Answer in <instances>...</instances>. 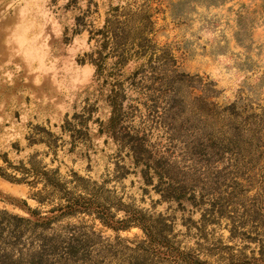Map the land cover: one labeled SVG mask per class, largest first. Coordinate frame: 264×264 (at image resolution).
<instances>
[{
  "label": "clouds",
  "instance_id": "1",
  "mask_svg": "<svg viewBox=\"0 0 264 264\" xmlns=\"http://www.w3.org/2000/svg\"><path fill=\"white\" fill-rule=\"evenodd\" d=\"M176 96L208 110L171 108ZM233 108L240 115L225 125ZM253 112L264 123V0H0V209L29 220L63 212L55 224L69 226L86 215L94 247L118 250L116 258L93 252L96 264H127L138 245L151 248L150 264H183V253L227 236L225 220L200 239L191 209L185 233L155 162L201 175L189 143L231 138L239 127L242 145H253L240 163L251 161L249 174L264 179V128L259 149L244 128ZM235 159L225 154L221 167ZM249 188L253 196L262 185ZM162 220L169 227L159 239L175 251L150 244Z\"/></svg>",
  "mask_w": 264,
  "mask_h": 264
},
{
  "label": "rangeland",
  "instance_id": "2",
  "mask_svg": "<svg viewBox=\"0 0 264 264\" xmlns=\"http://www.w3.org/2000/svg\"><path fill=\"white\" fill-rule=\"evenodd\" d=\"M180 95L182 96L183 93L181 92ZM182 103L189 104L191 109H193V102L188 100L182 101L180 96H176L170 100V106H176V108ZM233 113L240 115L233 108L231 113L222 118L225 125L230 124ZM256 116L257 113L255 112L245 116L244 119L248 121V124L244 128L245 131H254V148L259 149L261 147V139L257 135V132L261 128H264V123L258 122L255 119ZM240 137L241 129L237 127L231 138L226 136L217 137L212 134L207 135L201 140L190 142L187 146V156L199 165L197 172H200V169L204 170L201 175L189 176L186 173H180L172 168L165 167L166 161L164 160H157L155 162V167L159 171L162 181L158 185L162 198L166 197L177 202L178 218L181 220L182 227L186 225V234L191 235V228L195 222L194 216L184 214L190 209L200 214L199 231L202 233L200 239L207 240V228L211 224L218 221L223 223L225 220L228 222L226 225L227 236L222 234L221 239L207 249L201 246V249L196 253L192 250L186 252L200 262H202L200 258L201 251L204 255L215 256L217 261H226L227 264H240L242 262L262 264L264 262V179L257 180L249 174L251 168L255 167L251 161L245 164L240 163L241 154H246L248 151L253 150L252 144L244 147ZM143 152H145V149L139 150V153ZM225 154H232L236 157L234 166L221 167ZM148 158L151 159V155ZM253 183L261 184L262 189L253 196H249L247 194L250 190L249 186ZM0 210L25 217L20 214L19 209L5 208ZM176 218L173 217V220ZM82 219L83 223L79 224V226L84 227L86 233H93L92 238L95 245L97 243L96 225L90 226L87 216H84ZM168 227L169 224L162 220L154 229L151 240L155 239L159 244L168 243L167 240L159 239V235L164 230H167ZM90 228L91 232L89 231ZM225 239L240 241L242 248L238 254L233 251L235 245L231 243L226 244L224 242ZM245 241L247 243H244ZM252 244H257V248L253 249V252L250 254L247 248ZM94 245L88 249L90 252V262L88 264H96L93 252H96L97 255L104 253L105 255H111L113 258L117 257L118 250L111 248L107 250L101 248L98 250ZM137 248L139 251L134 250V255L125 258L127 264H150L151 248L142 245H138ZM204 262L207 264L206 261Z\"/></svg>",
  "mask_w": 264,
  "mask_h": 264
},
{
  "label": "trees",
  "instance_id": "3",
  "mask_svg": "<svg viewBox=\"0 0 264 264\" xmlns=\"http://www.w3.org/2000/svg\"><path fill=\"white\" fill-rule=\"evenodd\" d=\"M145 19L151 23L150 17ZM192 108L194 113L203 112L208 110V103L197 100ZM248 132H251L254 138V131ZM140 149L143 147L137 145L138 153ZM67 211L71 212L73 209L69 207ZM63 215V212L49 217L37 215L35 219L29 220L27 217L0 210V264H88L90 262L88 249L94 245L93 233H86L82 226L55 224L56 219ZM64 229L73 234L62 235ZM154 242L157 243L155 239L150 240V243L155 244ZM160 244L172 247L168 243ZM172 248L175 251V247ZM182 260L183 264H206L192 258L189 253H183Z\"/></svg>",
  "mask_w": 264,
  "mask_h": 264
}]
</instances>
